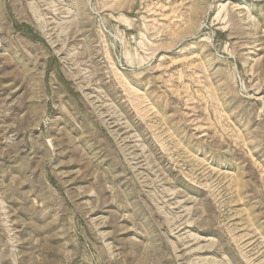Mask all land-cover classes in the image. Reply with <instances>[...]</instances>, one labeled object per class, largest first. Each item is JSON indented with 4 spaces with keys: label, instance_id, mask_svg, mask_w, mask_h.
Returning <instances> with one entry per match:
<instances>
[{
    "label": "rangeland",
    "instance_id": "rangeland-1",
    "mask_svg": "<svg viewBox=\"0 0 264 264\" xmlns=\"http://www.w3.org/2000/svg\"><path fill=\"white\" fill-rule=\"evenodd\" d=\"M0 264H264V0H0Z\"/></svg>",
    "mask_w": 264,
    "mask_h": 264
}]
</instances>
